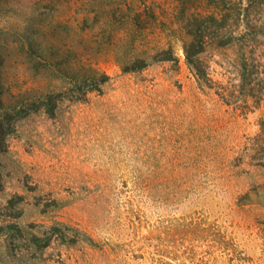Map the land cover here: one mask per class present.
I'll list each match as a JSON object with an SVG mask.
<instances>
[{"label": "rangeland", "instance_id": "rangeland-1", "mask_svg": "<svg viewBox=\"0 0 264 264\" xmlns=\"http://www.w3.org/2000/svg\"><path fill=\"white\" fill-rule=\"evenodd\" d=\"M179 5L0 0V264H264V74L201 86Z\"/></svg>", "mask_w": 264, "mask_h": 264}, {"label": "trees", "instance_id": "trees-1", "mask_svg": "<svg viewBox=\"0 0 264 264\" xmlns=\"http://www.w3.org/2000/svg\"><path fill=\"white\" fill-rule=\"evenodd\" d=\"M180 6V24L187 41L182 45L185 63L194 74L198 83L212 90L207 54L219 50H233L236 53L237 81L232 95L243 102L255 98L254 90L262 80V65L256 55L260 49L257 37L264 33V0H178ZM155 62L170 63L178 66V58L172 48L159 51ZM141 63L136 67L137 63ZM146 67L144 61L135 62L125 71H134ZM106 74L91 77L83 94L100 92L101 85L107 83ZM228 93L229 91L226 90ZM216 95L222 94L216 91ZM231 97V95H227ZM233 98V96H232ZM264 160V159H263ZM264 167V161L261 163Z\"/></svg>", "mask_w": 264, "mask_h": 264}]
</instances>
